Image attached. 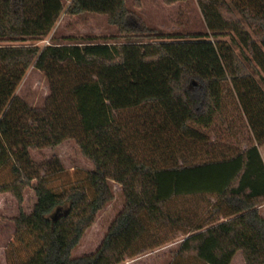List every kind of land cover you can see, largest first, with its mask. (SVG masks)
Wrapping results in <instances>:
<instances>
[{
  "label": "trees",
  "instance_id": "obj_1",
  "mask_svg": "<svg viewBox=\"0 0 264 264\" xmlns=\"http://www.w3.org/2000/svg\"><path fill=\"white\" fill-rule=\"evenodd\" d=\"M65 1L0 0V171L10 167L15 177L0 194L20 208L27 189L37 197L32 212L21 209L15 219L18 232L38 243L18 264H122L166 243L158 229L187 236L179 264H231L238 252L246 264H264V0H195L207 31L232 36L231 45L165 35L126 0ZM63 14L107 16L126 41L11 45L47 36ZM30 69L49 85L39 106L15 95ZM230 100L251 136L245 148L212 143L203 132L226 124ZM67 141L94 169L86 185L55 192L61 161L38 163L32 152ZM113 184L122 188L123 210L96 252L74 257L114 199ZM197 198L213 202L198 224L189 210L182 217L172 209Z\"/></svg>",
  "mask_w": 264,
  "mask_h": 264
},
{
  "label": "rangeland",
  "instance_id": "obj_2",
  "mask_svg": "<svg viewBox=\"0 0 264 264\" xmlns=\"http://www.w3.org/2000/svg\"><path fill=\"white\" fill-rule=\"evenodd\" d=\"M126 3L128 8L136 12L147 26L161 31L165 35L201 34L214 42L232 44V36L222 35L215 38L212 33L207 31L195 0L173 6H167L163 0H126ZM64 4L67 7L69 2L64 0ZM114 37L118 40H112ZM88 39L98 43L110 42V44H114L115 41L120 43L126 41L120 36L117 28L109 24L107 16L63 14L55 28L47 36L38 39L24 38V42L14 41L11 45H36L44 48L52 44H69L79 40L85 42ZM195 86L192 83L189 88L193 90ZM15 95L26 100L31 106L43 104L49 95V85L45 76L35 69H30L17 87ZM224 115L226 124L217 121L209 130H203V132L210 136L212 143L245 148L247 140L251 136L245 120L233 100L228 101ZM32 156L38 163H48L54 159L61 161L64 171L55 175L50 183V188L55 192H61L78 184L86 185V178L94 169L93 164L82 155L74 141H67L56 149L34 151ZM14 178L10 167H5L0 171V185L8 184ZM113 190L114 199L98 213L95 223L87 230L80 244L74 250V257L96 252L112 222L123 210L125 198L122 188L118 184H113ZM36 202V193L32 188L26 190L22 208L11 194H0V264H18L35 254L38 243L33 236L21 235L18 232L15 219L20 215L21 209L30 214ZM212 203L208 198L178 200L173 204L172 209L182 217H184V212L189 210L195 225L207 216ZM182 232L174 237L169 229H158L155 234L161 239L167 238L166 243L150 249L138 257H129L122 264H170L173 262L179 264L180 260H174V257L187 237ZM152 244L150 241L149 245ZM188 264L198 263L190 260ZM231 264H246L242 252L235 255Z\"/></svg>",
  "mask_w": 264,
  "mask_h": 264
},
{
  "label": "crops",
  "instance_id": "obj_3",
  "mask_svg": "<svg viewBox=\"0 0 264 264\" xmlns=\"http://www.w3.org/2000/svg\"><path fill=\"white\" fill-rule=\"evenodd\" d=\"M259 150L264 161V146L260 147ZM260 213L264 217V205L260 208Z\"/></svg>",
  "mask_w": 264,
  "mask_h": 264
}]
</instances>
